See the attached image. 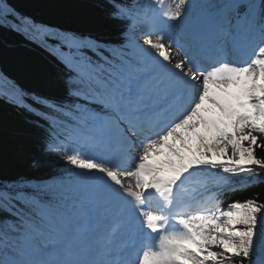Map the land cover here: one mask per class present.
<instances>
[{"label":"snow or ice","instance_id":"obj_1","mask_svg":"<svg viewBox=\"0 0 264 264\" xmlns=\"http://www.w3.org/2000/svg\"><path fill=\"white\" fill-rule=\"evenodd\" d=\"M106 2L110 38L0 0L64 90L0 69V99L48 125L30 167L71 166L0 181V264H264V202L220 199L264 180V0Z\"/></svg>","mask_w":264,"mask_h":264},{"label":"trees","instance_id":"obj_2","mask_svg":"<svg viewBox=\"0 0 264 264\" xmlns=\"http://www.w3.org/2000/svg\"><path fill=\"white\" fill-rule=\"evenodd\" d=\"M21 12L35 15L37 19L58 23L79 31L90 32L102 38H110L115 28L106 18V0H7ZM98 5H103L99 7ZM57 62L36 44L23 36L0 29V69L13 77L22 87L56 98L64 97L59 85ZM21 108L0 99V181L23 176L36 182L56 180L71 168L51 155H45L47 163L39 169L30 167L29 161L40 152L47 123L40 120L44 128L28 121L38 120ZM258 156L264 150L257 149ZM256 198L264 202V180L253 181L251 185L224 191L220 196L222 206L232 201ZM8 214L0 212V221ZM11 219V217H8Z\"/></svg>","mask_w":264,"mask_h":264},{"label":"bare ground","instance_id":"obj_3","mask_svg":"<svg viewBox=\"0 0 264 264\" xmlns=\"http://www.w3.org/2000/svg\"><path fill=\"white\" fill-rule=\"evenodd\" d=\"M173 51H175V49H173Z\"/></svg>","mask_w":264,"mask_h":264}]
</instances>
